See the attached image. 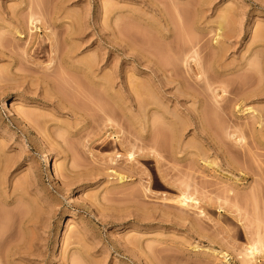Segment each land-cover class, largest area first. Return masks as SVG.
Here are the masks:
<instances>
[{"label":"rangeland","instance_id":"obj_1","mask_svg":"<svg viewBox=\"0 0 264 264\" xmlns=\"http://www.w3.org/2000/svg\"><path fill=\"white\" fill-rule=\"evenodd\" d=\"M259 238L264 0H0V264H242Z\"/></svg>","mask_w":264,"mask_h":264},{"label":"bare ground","instance_id":"obj_2","mask_svg":"<svg viewBox=\"0 0 264 264\" xmlns=\"http://www.w3.org/2000/svg\"><path fill=\"white\" fill-rule=\"evenodd\" d=\"M88 69L91 71L92 67L91 66L86 67L82 65L80 70L84 72H88ZM96 81H97L96 82L97 84L101 85L102 83L103 88L105 85L106 90L112 99L116 98L115 95H111L110 93L111 89L113 90V82L111 81V79L104 80V84L103 82H101V80L96 79ZM171 140H173V143H175L178 140V137L176 136V134H172ZM135 155H136L135 153H129L128 160L133 161L135 159ZM47 166L49 168H52L51 158L48 159ZM55 175L56 177H59V173L57 170H55ZM119 177H121V175H119ZM175 202L182 208H192L194 206L192 203L198 202V200L195 199L193 196H190L187 193H182V196L179 199H177ZM215 257L219 262H221V264L223 263V259L221 257L219 256H215ZM240 257L242 258V264H261L262 261L264 260V238H259L255 243L250 244L245 249L244 253L240 255Z\"/></svg>","mask_w":264,"mask_h":264}]
</instances>
